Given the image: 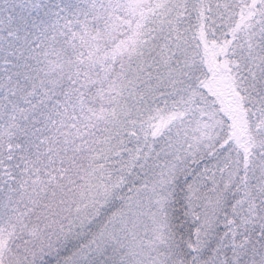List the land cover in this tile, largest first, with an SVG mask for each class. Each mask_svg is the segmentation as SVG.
<instances>
[{"label": "snow or ice", "instance_id": "snow-or-ice-1", "mask_svg": "<svg viewBox=\"0 0 264 264\" xmlns=\"http://www.w3.org/2000/svg\"><path fill=\"white\" fill-rule=\"evenodd\" d=\"M0 264H264V0H0Z\"/></svg>", "mask_w": 264, "mask_h": 264}]
</instances>
